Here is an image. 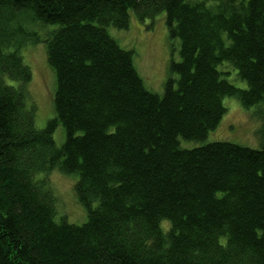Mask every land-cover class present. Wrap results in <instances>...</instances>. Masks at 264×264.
I'll return each instance as SVG.
<instances>
[{
	"label": "trees",
	"instance_id": "16d2710c",
	"mask_svg": "<svg viewBox=\"0 0 264 264\" xmlns=\"http://www.w3.org/2000/svg\"><path fill=\"white\" fill-rule=\"evenodd\" d=\"M161 12L179 58L157 94L107 28ZM34 43L56 79L41 129L19 52ZM225 96L255 106L259 147L182 148ZM53 169L77 174L82 224L57 216ZM0 264H264V0H0Z\"/></svg>",
	"mask_w": 264,
	"mask_h": 264
},
{
	"label": "rangeland",
	"instance_id": "374dc122",
	"mask_svg": "<svg viewBox=\"0 0 264 264\" xmlns=\"http://www.w3.org/2000/svg\"><path fill=\"white\" fill-rule=\"evenodd\" d=\"M107 29L120 47L133 51L134 67L144 86L150 91L161 94L163 83L170 76V62L179 58L178 40L168 37L164 13L143 20L130 14L127 28L110 26ZM19 52L31 70L32 77L27 84L28 100L34 107L35 127L41 129L54 116L52 97L56 85L55 74L47 63L44 43L24 45ZM219 69L226 73L224 77L236 87L246 86L236 74V70L227 63L221 64ZM222 104L225 112L217 126L202 140L180 139L182 148L225 140L251 148L259 147L257 130L260 121L252 114L255 106L245 108L235 96L223 97ZM64 139V128L57 125L53 131L55 145L60 146ZM47 178L54 196L57 216L64 217L66 222L77 225L85 222L86 209L78 201L74 191L77 174H65L53 169L47 173ZM162 224L167 225L165 221Z\"/></svg>",
	"mask_w": 264,
	"mask_h": 264
}]
</instances>
